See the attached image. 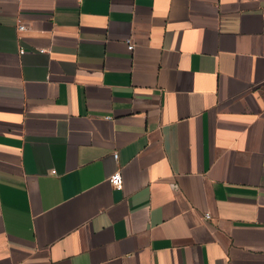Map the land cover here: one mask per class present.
Here are the masks:
<instances>
[{"label":"crops","instance_id":"0c3cea01","mask_svg":"<svg viewBox=\"0 0 264 264\" xmlns=\"http://www.w3.org/2000/svg\"><path fill=\"white\" fill-rule=\"evenodd\" d=\"M0 264H264V0H0Z\"/></svg>","mask_w":264,"mask_h":264},{"label":"built area","instance_id":"2783aa9c","mask_svg":"<svg viewBox=\"0 0 264 264\" xmlns=\"http://www.w3.org/2000/svg\"><path fill=\"white\" fill-rule=\"evenodd\" d=\"M28 29V26L23 23V22H18V31L19 32H22V31H25ZM129 49L130 50H133L134 49V45L133 44H129ZM20 53L21 54H24L25 53V49L22 47L21 50H20ZM115 158L118 157V154L116 153L115 155ZM110 182L116 187V188H121L123 186V176L121 174L120 171H117V172H114L113 174H111L110 176ZM206 218H211V214L210 213H206Z\"/></svg>","mask_w":264,"mask_h":264}]
</instances>
